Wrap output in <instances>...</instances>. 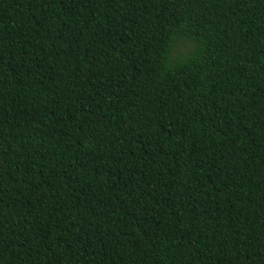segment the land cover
Returning a JSON list of instances; mask_svg holds the SVG:
<instances>
[{"label":"trees","instance_id":"obj_1","mask_svg":"<svg viewBox=\"0 0 264 264\" xmlns=\"http://www.w3.org/2000/svg\"><path fill=\"white\" fill-rule=\"evenodd\" d=\"M0 264H264V0H0Z\"/></svg>","mask_w":264,"mask_h":264},{"label":"rangeland","instance_id":"obj_2","mask_svg":"<svg viewBox=\"0 0 264 264\" xmlns=\"http://www.w3.org/2000/svg\"><path fill=\"white\" fill-rule=\"evenodd\" d=\"M179 48L182 49V50L185 49V47L183 46V44L179 45Z\"/></svg>","mask_w":264,"mask_h":264}]
</instances>
